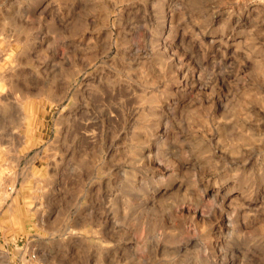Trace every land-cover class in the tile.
<instances>
[{
	"label": "clouds",
	"instance_id": "clouds-1",
	"mask_svg": "<svg viewBox=\"0 0 264 264\" xmlns=\"http://www.w3.org/2000/svg\"><path fill=\"white\" fill-rule=\"evenodd\" d=\"M0 264H264V0H0Z\"/></svg>",
	"mask_w": 264,
	"mask_h": 264
}]
</instances>
